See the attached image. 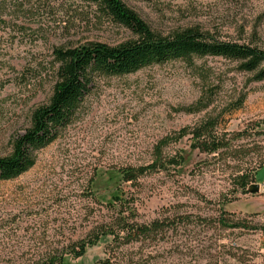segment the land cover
I'll return each mask as SVG.
<instances>
[{"label":"rangeland","instance_id":"obj_1","mask_svg":"<svg viewBox=\"0 0 264 264\" xmlns=\"http://www.w3.org/2000/svg\"><path fill=\"white\" fill-rule=\"evenodd\" d=\"M121 1L157 34L193 29L264 49V0ZM133 39L77 0H0V157L12 153L33 112L49 103L56 83L53 49L90 42L113 47ZM210 119L218 122L216 136H242L228 150L200 152L192 133ZM163 139L162 156L177 165L122 181L120 171L149 165ZM34 155L31 169L0 182V264H33L54 255H64V264L256 260L252 249L264 239V165L253 176L258 194L241 193L238 176L250 175L264 156V81H253L236 62L193 57L99 77L72 122ZM126 208L137 211L139 222L177 225L162 240L116 251L103 237L80 258L69 253ZM220 209L246 227L220 228Z\"/></svg>","mask_w":264,"mask_h":264},{"label":"trees","instance_id":"obj_2","mask_svg":"<svg viewBox=\"0 0 264 264\" xmlns=\"http://www.w3.org/2000/svg\"><path fill=\"white\" fill-rule=\"evenodd\" d=\"M77 1L95 7L109 22L128 29L135 39L113 47L90 42L75 48L53 49L51 70L56 83L49 103L33 112L30 127L14 139L12 153L7 157H0V182L14 180L33 167L35 152L53 143L72 122L84 97L89 94L92 83L99 77L129 75L143 68L174 60L189 62L193 57H220L236 62L240 71L252 74L253 81H264V49L221 41L193 29L160 35L152 31L121 0ZM240 105L241 102L236 107ZM217 126V120L210 119L195 128L191 137L194 147L200 152L213 155L228 150L242 136L240 133L233 134L227 140L223 135L218 137L214 134ZM167 144V139L160 142L149 165L121 170L122 181L134 183L150 172L175 167L177 161L174 158L162 156L161 147ZM263 165L264 156L259 159L250 175L238 176V190L241 193H247L248 186L254 183V173ZM224 215L225 212L220 209V216L215 220L220 228L246 227L242 222L226 219ZM185 219L186 217L181 218V222ZM176 225L174 222L172 226H166L165 220L139 222L137 211L126 208L110 222L98 226L90 236L71 245L69 253L80 258L87 248L93 247L103 237L111 238V245L116 246V251L135 242L162 240L161 235L174 230ZM64 260V255H54L33 264H64ZM102 264L110 263L106 261Z\"/></svg>","mask_w":264,"mask_h":264},{"label":"built area","instance_id":"obj_3","mask_svg":"<svg viewBox=\"0 0 264 264\" xmlns=\"http://www.w3.org/2000/svg\"><path fill=\"white\" fill-rule=\"evenodd\" d=\"M256 245H257L256 249H252V252H251L254 255L256 254L255 256L256 260L252 262L251 264H264V239L261 242L256 243Z\"/></svg>","mask_w":264,"mask_h":264},{"label":"water","instance_id":"obj_4","mask_svg":"<svg viewBox=\"0 0 264 264\" xmlns=\"http://www.w3.org/2000/svg\"><path fill=\"white\" fill-rule=\"evenodd\" d=\"M247 193L253 194V195L258 194L259 193V186L254 184V183L250 184L247 188Z\"/></svg>","mask_w":264,"mask_h":264},{"label":"crops","instance_id":"obj_5","mask_svg":"<svg viewBox=\"0 0 264 264\" xmlns=\"http://www.w3.org/2000/svg\"><path fill=\"white\" fill-rule=\"evenodd\" d=\"M255 184V183H254Z\"/></svg>","mask_w":264,"mask_h":264}]
</instances>
